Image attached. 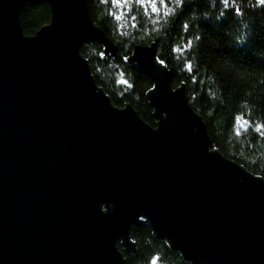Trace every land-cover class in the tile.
Masks as SVG:
<instances>
[{
  "label": "water",
  "instance_id": "1",
  "mask_svg": "<svg viewBox=\"0 0 264 264\" xmlns=\"http://www.w3.org/2000/svg\"><path fill=\"white\" fill-rule=\"evenodd\" d=\"M29 1L49 17L26 36ZM88 42L115 54L85 0H0V264H125L139 222L189 264H264V178L211 146L152 42L122 60L154 127L95 85Z\"/></svg>",
  "mask_w": 264,
  "mask_h": 264
},
{
  "label": "trees",
  "instance_id": "2",
  "mask_svg": "<svg viewBox=\"0 0 264 264\" xmlns=\"http://www.w3.org/2000/svg\"><path fill=\"white\" fill-rule=\"evenodd\" d=\"M85 3L92 24L119 53L104 55L102 45L96 42L83 43L78 49L95 85L112 105L121 108L123 103L128 104L144 123L154 127L152 109L144 95L152 83L132 62L122 60L129 56L133 44L152 42L155 58L169 73L170 87L182 83L187 103L204 123L211 146L251 174L264 178L261 0H229L228 6L224 0ZM48 17L46 3L23 4L18 14L23 35H32ZM128 236L133 243L131 253L115 241L125 264H189L164 241L153 237L145 222L130 226Z\"/></svg>",
  "mask_w": 264,
  "mask_h": 264
},
{
  "label": "snow or ice",
  "instance_id": "3",
  "mask_svg": "<svg viewBox=\"0 0 264 264\" xmlns=\"http://www.w3.org/2000/svg\"><path fill=\"white\" fill-rule=\"evenodd\" d=\"M162 2H163V0H162ZM177 2H179V0H177ZM261 2L264 3V0H261ZM228 4H229V0H224V5H225V6H228ZM152 7H153V11H156V5L153 4ZM238 122H239V121H238ZM245 123H246V122H245ZM256 131H257V132H260V131H261V127H260V126H257V127H256Z\"/></svg>",
  "mask_w": 264,
  "mask_h": 264
}]
</instances>
